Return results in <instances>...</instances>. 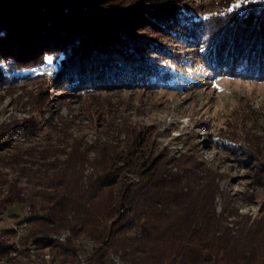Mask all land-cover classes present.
I'll return each instance as SVG.
<instances>
[{"label":"trees","instance_id":"16d2710c","mask_svg":"<svg viewBox=\"0 0 264 264\" xmlns=\"http://www.w3.org/2000/svg\"><path fill=\"white\" fill-rule=\"evenodd\" d=\"M94 1L0 0V80L4 66L32 68L53 56V82L61 78L83 92L165 85L180 68L152 61L174 55L155 42L159 31L198 46L213 71L264 79V0H236L204 18L160 1L153 8L140 5L144 0L96 15L90 12ZM146 136L135 130L122 149L105 146L107 158L86 183L89 159H68L57 182L66 189L45 197L29 220L32 240L58 241L54 234L64 229L84 235L95 243L88 264H116L114 256L123 264H264V216L251 220L230 206L213 171L180 163L178 171L166 168L147 148ZM15 201L5 198L0 210ZM68 240L59 245L77 255Z\"/></svg>","mask_w":264,"mask_h":264},{"label":"rangeland","instance_id":"374dc122","mask_svg":"<svg viewBox=\"0 0 264 264\" xmlns=\"http://www.w3.org/2000/svg\"><path fill=\"white\" fill-rule=\"evenodd\" d=\"M117 1L95 0L90 12L124 9L127 0ZM157 1L204 18L236 0L139 3L153 8ZM157 38L174 55L152 61L180 68L161 86L114 84L83 92L61 78L53 82L58 75L53 56L40 66L1 70L0 203L8 197L16 201L0 210V264H79L77 244L71 241L76 255L60 241H34L29 220L41 212L47 196L66 189L57 182L68 159H89L80 172L86 183L107 158L104 147L122 149L135 130L145 131L147 148L166 168L178 171L180 163L213 171L230 206L251 220L264 216V79L213 71L198 46L186 47L163 31ZM216 201L220 210L223 195ZM62 231L54 234L56 239Z\"/></svg>","mask_w":264,"mask_h":264},{"label":"bare ground","instance_id":"6f19581e","mask_svg":"<svg viewBox=\"0 0 264 264\" xmlns=\"http://www.w3.org/2000/svg\"><path fill=\"white\" fill-rule=\"evenodd\" d=\"M69 238H72V241L75 244H77V246L79 248V262L81 260V257L82 258H88V255L91 254L90 252L94 248V245H95L94 241L92 239H89V238H86V237H83V236H81V237L72 236V234L68 230H64V231L61 232V234H59L58 241H60L62 243L63 242L66 243V241ZM68 241H70V240H68ZM113 261L116 264H123V262L117 256L113 257ZM86 264H88V260H86Z\"/></svg>","mask_w":264,"mask_h":264},{"label":"built area","instance_id":"2783aa9c","mask_svg":"<svg viewBox=\"0 0 264 264\" xmlns=\"http://www.w3.org/2000/svg\"><path fill=\"white\" fill-rule=\"evenodd\" d=\"M86 260H88V258H82L81 257L79 264H86Z\"/></svg>","mask_w":264,"mask_h":264}]
</instances>
